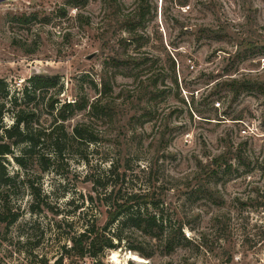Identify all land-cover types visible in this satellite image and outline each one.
Returning <instances> with one entry per match:
<instances>
[{
	"label": "rangeland",
	"instance_id": "374dc122",
	"mask_svg": "<svg viewBox=\"0 0 264 264\" xmlns=\"http://www.w3.org/2000/svg\"><path fill=\"white\" fill-rule=\"evenodd\" d=\"M86 1L81 8L69 6V0H4L0 4V80L5 85H0V107L5 104L10 111L0 121L11 127L13 115L23 110L34 137L42 133L31 153L28 144H19L13 147V155L0 160V173L3 170L12 179L5 185L0 178V214L5 208L18 218L12 225L0 219V264H57L64 247H70V234L82 231L95 217L104 225L106 217L90 201L96 192L90 179L102 178L127 144L134 158L130 177H138L141 184L148 181L146 167L157 148L149 149L159 139L160 129L165 131L160 150L165 158L159 162L158 175L164 173L174 187L167 194L169 208L164 216L172 226L183 219L188 225L185 237L201 243L204 236L209 248L185 246L146 260L123 242L120 248L107 250L101 264H264V91L244 93L232 105V95L222 92L223 98L213 99L218 111L207 114L209 122L190 108L192 98L200 109L202 95L227 82L251 79L264 84V0H215L217 8L203 7L210 0H189L183 9L175 6L177 0H151L157 12L144 31L150 43L138 52L134 46L125 49L128 33L117 20L106 17L102 0ZM138 1L120 0V20ZM63 9L66 17L59 16ZM78 15L90 19V24L77 21ZM24 17L31 20L24 22ZM175 20L189 25L190 34L180 37ZM204 27H224V40L197 42V31ZM245 53V58L237 60ZM129 55L153 56L162 66L170 55L177 60L179 83L188 84L178 93L170 80L159 83L157 92L168 87L172 93L152 102L158 119L142 127L124 125L140 117L141 109L149 110L150 98L140 106L127 100V92L135 87L134 78L125 71L113 77L115 70L107 68L113 58ZM90 56L94 57L88 60ZM37 75H57L59 84L48 93L24 98L23 89ZM102 78L113 87L117 117L110 124L89 120L99 134L97 142L72 140L77 124L88 121L86 112H75L56 124L48 110L49 99L63 103L86 96L93 100L98 97L93 83L100 84ZM57 125L63 131L50 138ZM135 129L138 136H133ZM228 142L234 153L248 143L243 156L246 166L239 165L236 157L231 160L234 173L219 184L218 203L191 202L184 185L195 171V157L209 162L226 151ZM16 156L24 158L23 166L15 161ZM165 180L162 176L159 185ZM31 187L37 190V198ZM34 205L40 207L38 213L33 212ZM194 214L199 218L194 219ZM140 258L143 262L136 260ZM95 263L89 258H65L61 264Z\"/></svg>",
	"mask_w": 264,
	"mask_h": 264
},
{
	"label": "trees",
	"instance_id": "16d2710c",
	"mask_svg": "<svg viewBox=\"0 0 264 264\" xmlns=\"http://www.w3.org/2000/svg\"><path fill=\"white\" fill-rule=\"evenodd\" d=\"M169 0H164V2ZM173 1V0H172ZM189 0H177L175 6L183 9L188 5ZM104 11L108 13L106 17L108 19L117 20L121 29L128 33V38L123 40L125 49L134 46V51H139L144 48L145 45L150 43V37H148L144 31L147 24L154 18L153 13L157 12V8L150 4L151 0H139L135 9L122 16L123 6L120 0H102ZM87 5L86 0H69V6L75 8L85 7ZM204 6H210L217 8L218 4L215 0H210L209 4L203 3ZM208 8V7H207ZM60 17H66V10L59 11ZM77 21L82 24H90V19L84 18L82 15H78ZM31 18L24 17L23 21L28 22ZM177 27L180 28V37L190 34L191 27L182 22L175 20ZM139 32L142 33L139 34ZM226 36V29L219 27L213 29L209 27L200 28L197 31L196 40L200 42L202 40H215L222 41ZM243 44V43H241ZM248 43V46H250ZM256 51V48H255ZM253 51V53H255ZM246 54V55H245ZM243 56L236 57L237 60L243 59L247 56L245 53ZM252 54V53H249ZM235 65L236 61H233ZM193 68V66H191ZM108 69H114L112 76L120 74L122 71L127 72L132 78H134L135 87L132 91L127 92L126 99L131 102H136L137 106H140L148 97L147 109H141L144 111L138 118H132L124 125V127L142 125L158 119V110L152 106V102H155L159 97H167L172 93V89L165 87L164 91L157 92L158 84H166L170 80V84L178 93L181 92V86L188 87L185 81L179 83L177 73V60L168 55V60L164 62L163 66L160 65V59L141 55V57L127 56L125 59H112L107 64ZM210 78V77H208ZM28 86L23 89V97L27 98L31 94L54 90L59 84V76L54 75H37L29 81ZM0 85H3L0 80ZM95 90L98 92V97L90 99L86 96L76 98L74 102H61L57 98H50L48 102V110L55 116V123L60 121H66L68 118L74 115L75 112H86L88 121L79 123L73 129L71 134L72 140H78L79 142L88 144L98 141L99 134L93 129L91 119H96L102 123L110 124L117 117V106L115 104L113 95V87L110 81L101 79L100 84H95ZM169 89V90H166ZM264 91V84L250 80L232 81L216 86V90L209 91L206 95H202L203 101L199 105L198 109L195 105L194 98H192L191 110L194 114L209 122L211 119L206 117L208 113L216 109L214 107V98L221 96L222 92H229L232 95L231 105L236 103L244 93H254ZM155 92H157L155 94ZM193 97V96H192ZM135 99V100H134ZM185 102V101H184ZM60 103V104H59ZM18 105V100L14 102ZM134 104V103H133ZM186 104V102H185ZM60 105V107H58ZM220 106V104H219ZM9 109H6V105L2 104L0 107V118L6 113H9ZM170 113L169 116H172ZM14 117V124L11 127H7L0 121V160L6 159L7 156L13 155V147L19 144H28V153H31L39 144L41 134L34 137L33 132L30 131L27 125V118L24 111H17ZM1 120V119H0ZM239 120V119H237ZM222 122L224 120L218 119ZM167 129V125H164V129ZM163 129V128H162ZM59 131H63L62 125H57L49 134L50 138H53ZM133 136H138L137 130L133 131ZM165 131L160 129L158 133L159 139H155L150 145L149 150L157 148L154 151V157L150 159L147 167L145 177L148 181L137 183V179L130 177L132 171V163L134 158L131 157V153L127 149H120L118 151V157H116L109 166V169L105 172L102 178L90 179L92 186H94V195H90V201L97 203V207L100 210L99 215L106 217V223L101 225L99 219L95 217L92 221H89L86 227L80 231L69 235L70 247H64V255L60 257L57 264H61L65 258L67 259H92L96 263L101 264V257L107 250H115L120 248L123 242L127 244L130 251L136 252L139 256L146 260H151L157 255L166 256L171 254L175 250L185 247L193 246L199 249H208L206 238L202 236L201 243L195 240H189L185 237L184 229L187 227V223L180 219L176 221L172 226L169 219H166L164 213L168 210L166 203L167 194L174 189L171 183L165 180L164 173L158 175L159 162L165 158V155H160L162 149L161 142ZM101 134V133H100ZM229 137V136H228ZM161 140V141H160ZM128 142V141H127ZM247 142L240 145L235 153L233 152V145L229 142L226 146V151L211 161L203 163L200 159L195 157V171L187 177V183L184 188L188 192L189 200L193 203L198 202H213L218 203L221 200V195L217 190L219 184L224 182L226 176H231L234 173V167L230 164L233 158H237L239 165H244L243 156L247 148ZM27 155V153H26ZM205 157H208V153H205ZM23 157H15V161L20 165H24ZM246 166V164H245ZM249 167V166H248ZM141 172H145L142 170ZM163 176L165 181L160 184V178ZM1 181L4 180V184L8 185L12 179L7 177V174L2 170L0 173ZM141 180V179H140ZM140 182V181H139ZM34 196L37 198V190L33 189ZM101 190V192H100ZM36 192V194L34 193ZM39 206V205H38ZM40 207L34 205L32 210L34 213L39 212ZM11 211L5 210L0 214L2 222H7L8 225H12L17 221V216ZM9 215V217H8ZM193 218H199V215L194 214ZM115 227V229H114ZM174 227V228H171Z\"/></svg>",
	"mask_w": 264,
	"mask_h": 264
},
{
	"label": "bare ground",
	"instance_id": "6f19581e",
	"mask_svg": "<svg viewBox=\"0 0 264 264\" xmlns=\"http://www.w3.org/2000/svg\"><path fill=\"white\" fill-rule=\"evenodd\" d=\"M116 258H117V255H116V254H114V255H113V259H116ZM133 259H135V258H133ZM136 260H138L139 262H140V261H142V262H143V260H142L141 258H140V259H136Z\"/></svg>",
	"mask_w": 264,
	"mask_h": 264
},
{
	"label": "water",
	"instance_id": "95a60500",
	"mask_svg": "<svg viewBox=\"0 0 264 264\" xmlns=\"http://www.w3.org/2000/svg\"><path fill=\"white\" fill-rule=\"evenodd\" d=\"M4 0H0V4L3 2ZM94 56H90L88 57V60H91Z\"/></svg>",
	"mask_w": 264,
	"mask_h": 264
},
{
	"label": "built area",
	"instance_id": "2783aa9c",
	"mask_svg": "<svg viewBox=\"0 0 264 264\" xmlns=\"http://www.w3.org/2000/svg\"><path fill=\"white\" fill-rule=\"evenodd\" d=\"M217 106H219V104H217Z\"/></svg>",
	"mask_w": 264,
	"mask_h": 264
}]
</instances>
